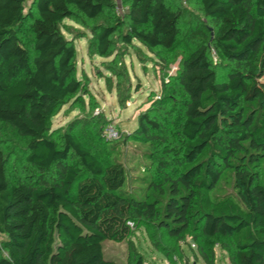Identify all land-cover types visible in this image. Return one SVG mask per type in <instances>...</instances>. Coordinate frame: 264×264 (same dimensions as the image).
Returning a JSON list of instances; mask_svg holds the SVG:
<instances>
[{
	"label": "trees",
	"instance_id": "trees-1",
	"mask_svg": "<svg viewBox=\"0 0 264 264\" xmlns=\"http://www.w3.org/2000/svg\"><path fill=\"white\" fill-rule=\"evenodd\" d=\"M27 1L0 0V123L28 140L26 161L39 175L11 185L0 151V264H129L105 257L104 242L133 249L141 229L177 241L186 233L229 238L233 264H264V0H187L206 24L198 19L188 33L196 45L181 61L179 93L156 105L168 113L178 101L182 145L159 159L151 148L143 153L148 165L133 168L142 177L117 158L102 161L74 125L61 140L51 134V118L84 92L62 25L106 17L93 30V54L111 57L118 35L161 59L183 35L184 8L177 0H122L121 16L116 0H32L26 11ZM212 51L231 70L226 81ZM160 128L147 114L137 132L152 145ZM201 256L215 263L213 254Z\"/></svg>",
	"mask_w": 264,
	"mask_h": 264
},
{
	"label": "rangeland",
	"instance_id": "rangeland-1",
	"mask_svg": "<svg viewBox=\"0 0 264 264\" xmlns=\"http://www.w3.org/2000/svg\"><path fill=\"white\" fill-rule=\"evenodd\" d=\"M119 14L123 15L122 0H116ZM184 8L183 35L171 51H164L161 59L148 52L140 43L131 45L120 42L114 36L113 55L103 58L93 54L89 44L95 27L107 22L106 17L89 22L66 20L62 25L64 36L75 46L76 77L84 85V92L63 105L50 121V132L58 140L74 125L77 133L92 151L104 162L117 158L126 163L129 169H143L149 160L143 155L151 148L158 159L166 151L173 153L180 148L179 118L175 108L178 101L171 102L168 113L156 111L162 100L169 101L173 91L179 93L176 81L180 64L194 48L195 42L188 39L190 29L200 19L206 20L187 0H177ZM32 0L25 4L29 11ZM114 18L115 14L111 13ZM32 49L33 38L28 29L22 35ZM214 66L220 82L226 81L231 70L222 66L212 51ZM264 81V77L262 79ZM159 117L160 130L155 134L157 140L150 145L139 138L137 129L143 115ZM28 140L20 138L9 126L0 123V151L7 159L8 180L11 185L31 183L39 172L27 163ZM118 152V156L111 150ZM180 150V149H179ZM179 155L181 154L178 152ZM173 156H178L174 154ZM168 157V156H166ZM132 160V161H131ZM72 163L79 165L77 159ZM50 172L45 176H53ZM131 176L142 177L141 171L133 169ZM223 188L229 186L223 182ZM229 190V189H227ZM153 242L159 245L157 248ZM133 249L129 242H104V255L121 263L135 264L142 257L145 264H206L201 252L209 257L213 254L214 264H233L235 245L229 238L207 239L201 234L186 233L185 239L177 241L166 232L152 229L136 231L132 237Z\"/></svg>",
	"mask_w": 264,
	"mask_h": 264
},
{
	"label": "built area",
	"instance_id": "built-area-1",
	"mask_svg": "<svg viewBox=\"0 0 264 264\" xmlns=\"http://www.w3.org/2000/svg\"><path fill=\"white\" fill-rule=\"evenodd\" d=\"M129 226H130L131 228H134V227H135V225H134L133 222H129ZM163 264H171V263L168 262V261H166V262H164Z\"/></svg>",
	"mask_w": 264,
	"mask_h": 264
}]
</instances>
